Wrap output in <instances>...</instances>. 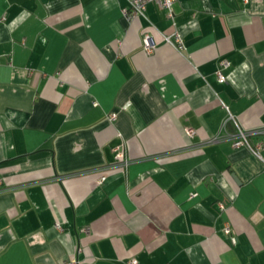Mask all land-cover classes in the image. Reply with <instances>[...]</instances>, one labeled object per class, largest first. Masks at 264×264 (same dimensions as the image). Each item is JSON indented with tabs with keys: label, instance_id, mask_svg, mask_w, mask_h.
<instances>
[{
	"label": "crops",
	"instance_id": "0c3cea01",
	"mask_svg": "<svg viewBox=\"0 0 264 264\" xmlns=\"http://www.w3.org/2000/svg\"><path fill=\"white\" fill-rule=\"evenodd\" d=\"M128 6L0 0V264H264V0Z\"/></svg>",
	"mask_w": 264,
	"mask_h": 264
},
{
	"label": "built area",
	"instance_id": "2783aa9c",
	"mask_svg": "<svg viewBox=\"0 0 264 264\" xmlns=\"http://www.w3.org/2000/svg\"><path fill=\"white\" fill-rule=\"evenodd\" d=\"M153 2L155 4H157L158 6H160L161 8H163L166 11V16L167 18L173 20V4L175 2V0H128L129 6L127 8L123 9V15L128 19H132L138 16H143L144 14V10L146 7V4ZM162 37L164 39V41L172 46H174L175 48L179 49V50H183L184 49V43L182 40V36L179 33L178 30H175L173 33L171 34H162ZM156 47L155 42L153 41L152 37L149 36L148 34H144L142 37V48L143 51L146 54H150ZM230 65V63L228 62V60L226 59H222L219 62V65L217 67L216 70V75L217 78L220 82H224L225 81V77L222 75V70L227 68ZM225 109L228 112V116L227 119L228 120H232L235 123L236 126V131L234 134L229 135V138H231L232 140V146L233 147H247L251 150V152L256 155V156H260L259 154V147L258 146H252L249 142V136L250 133L249 131L243 129L241 126H239L234 118L233 115L230 114V112L228 111V108L226 106H224ZM109 120L113 121L115 120V114H110V116L108 117ZM193 132L192 131H188V134L191 135ZM218 137L214 136L213 138H211V141H218ZM115 159L118 162V165L120 166V168L124 170L127 169L128 165L131 163L130 159L128 157L125 156V153L123 151V149L121 147H116L115 148ZM105 179V176H101L99 179V182H103V180ZM1 183V180H0ZM219 207L221 209L224 208V205L222 203H219ZM58 227V224H57ZM224 232L227 235H230V228L228 226H226L224 228ZM231 240L232 242H235V239L233 236H231ZM78 260L76 258L71 259L67 262H64V264H77ZM126 264H136V261L134 259H128Z\"/></svg>",
	"mask_w": 264,
	"mask_h": 264
}]
</instances>
